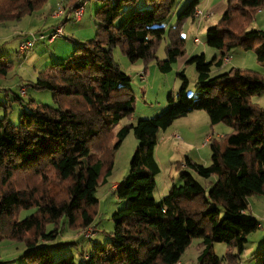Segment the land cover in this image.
I'll list each match as a JSON object with an SVG mask.
<instances>
[{"label": "trees", "instance_id": "obj_1", "mask_svg": "<svg viewBox=\"0 0 264 264\" xmlns=\"http://www.w3.org/2000/svg\"><path fill=\"white\" fill-rule=\"evenodd\" d=\"M44 1L0 0V23L20 19ZM135 2L102 0L94 38L79 44L66 61L38 73L31 86L50 89L54 106L28 99L30 108L20 112L17 124L0 117V237L23 242L28 264H76L70 254L52 261L49 247L40 242L54 240L65 226L93 227L95 234L96 191L111 175L114 152L129 132L138 145L114 191L125 205L111 214L114 228L106 243L95 246L82 264H180L193 238L200 239L195 264H238L248 235L259 228V220L245 211L250 196H264V110L249 101L264 91V77L236 67L215 74L211 69L221 67L234 47L254 49L264 64V29L245 26L264 0H226L225 11L206 29V45L220 55L206 60L200 53L185 61L197 72L195 96L186 92L181 70L176 99L169 95L159 114L121 126L111 144L109 133L131 117L135 101L130 77L114 60L112 48L119 46L131 63L142 62L144 75L151 59L160 72H169L185 55L182 28L195 18L199 3L190 0L168 28L174 0H144L141 7ZM161 40L162 60L155 55ZM9 69L0 61V75ZM196 110L205 111L211 124L230 128L221 139L210 138L209 165L188 157L183 161L193 174L215 179L206 189L182 168L181 182L156 200L159 133ZM28 209L32 212L18 217ZM216 242L227 245L222 257L213 251ZM256 255L264 264V240Z\"/></svg>", "mask_w": 264, "mask_h": 264}, {"label": "rangeland", "instance_id": "obj_2", "mask_svg": "<svg viewBox=\"0 0 264 264\" xmlns=\"http://www.w3.org/2000/svg\"><path fill=\"white\" fill-rule=\"evenodd\" d=\"M82 1H85V4L80 21H75L72 18L65 21L64 17L55 19L50 15L51 11L59 3L65 5L67 10H70L77 5V2ZM143 1L144 0H136L135 6H143ZM189 1L190 0H174L172 11L168 18V28L170 25L176 23L177 14ZM206 4V0H204L202 5ZM101 5L102 0H45L40 8L23 15L20 19H10L0 23H6L4 26H0V61L10 64V69L6 74L0 75V101L2 102V104H0V117L6 116L13 124H17L20 112L23 109L30 108V105L27 104L28 99L33 100L36 104L55 105L50 89H37L31 86V84L35 81L39 72L48 69L52 63L66 61L74 54L79 44L94 38L96 27L99 22L95 16V12ZM218 19L217 15H213V18L209 22L214 20L217 22ZM119 21L120 18L117 20L116 24H118ZM60 23H62L63 31L61 36L56 37L51 42L47 40H38L29 51L25 53L19 52L18 46L21 42V37L23 39L26 34L30 36L31 33L37 32L47 33L52 30L55 25ZM196 24L197 22L192 21L191 18L184 23L183 30L186 31L188 26L190 29L186 36L187 42L186 46L184 45L185 50H187L188 54H191V56L192 54L195 55L203 52L206 60H211L217 53V49L206 45L207 36L206 30H204L203 27L198 29L199 32H195ZM245 26L247 29H264V3L260 10L257 11L256 9L252 20ZM42 29L49 30L42 31ZM20 33H23L24 36ZM195 35L199 38L197 43H194L192 40ZM78 52L79 51L76 53ZM228 53L231 56V60L233 58L237 61L239 60V65L235 66L236 68L253 71L264 77V64L256 59L254 49L234 47L230 49ZM112 55L120 69L130 77L129 86L131 93L135 97L134 111L131 117L136 121L140 118H148L162 112L168 106L169 95L176 99L182 82L177 74L181 70H183V74L187 79L186 92L194 96L196 94L198 81L197 72L193 64H185L184 69L178 68L177 64H173L169 72L162 73L156 66V59H151L147 63V71L142 78V62V67L136 66L135 64L137 62L131 63L119 46L112 48ZM155 55L156 58L160 60L165 58L164 40L160 41ZM231 60L228 56V61L231 62ZM231 66L233 65L228 64L224 69L227 68L228 70ZM214 67L215 66H212V69H214ZM21 87L25 88L26 95L25 92L24 94L20 93ZM249 101L264 110V91L251 95ZM128 119L127 117L123 118L122 124H126ZM179 119L181 118L175 119L176 121L172 122L173 124L171 123L165 129V137L167 139H164V142L160 143L162 141L161 139L159 141L160 145L158 144L157 162L160 167V172L154 177V192L156 197H159L158 192L162 184L164 185L166 182L168 186L177 184L180 179L179 173L182 171L179 163L184 161V156H191L202 165H209L211 162L210 143H208L210 137L208 136L203 139L208 135L205 134L203 137V131L205 128H208L209 134L215 135V132L219 131V129H213L214 132L210 131L212 126H209L208 121L207 127L204 125L202 120L207 119V114L203 110L194 112L186 118L188 121L192 122V124H195V129L191 127V125H188L187 122H178L180 121ZM220 126H224V124H220ZM160 132L162 133V131ZM185 135L186 138L184 137ZM108 136L109 138L112 137L111 144H113L116 141L114 130H112ZM201 139L204 140V144L207 143L206 146H201ZM215 139L217 138L215 137ZM163 144L164 146H162ZM137 145L138 140L132 132H129L122 140L119 148L114 152L112 172L111 175L107 177L109 182L105 188L99 185L96 191L98 209L94 217V224L97 226V231L93 238L89 240L79 236V234L84 235L85 228L79 230L69 229L68 227L65 228L69 230L65 235H73L75 237L74 239H76L77 236H75V234H78V241L74 245L65 243L55 248L49 246L52 261L70 254L73 256V261L76 264H82L79 259L85 246L88 250H91L97 245L106 243L108 240L107 234L114 228V223L110 216L116 209L122 206L121 201L110 189L111 183L117 182L118 180L121 181L126 176L130 160ZM165 147L168 148V151H166ZM191 173L193 174L192 171ZM193 175L206 187V189H208V179L210 178L206 179L196 174ZM49 179L52 180L53 177L49 176ZM256 197H258V195ZM250 201L252 202L248 205V211L250 212L252 208L259 218L262 217L264 208L262 209L255 198H252ZM31 212L32 210L29 209L21 210L18 213V217L22 218ZM256 231H259V229ZM60 239L61 238H56L52 241L59 243L61 241ZM199 240L198 238L192 239L188 248L181 255L180 264L196 263L199 253L196 244ZM255 246L256 242H252L250 238L245 245V257L243 258L245 264H249L251 258L259 260L256 255L258 248ZM226 247L227 245L225 243L216 242L214 243L213 251L216 255L222 257L226 252ZM24 250H26V248L23 242L8 237H0V264H28L27 259L24 257Z\"/></svg>", "mask_w": 264, "mask_h": 264}, {"label": "crops", "instance_id": "obj_3", "mask_svg": "<svg viewBox=\"0 0 264 264\" xmlns=\"http://www.w3.org/2000/svg\"><path fill=\"white\" fill-rule=\"evenodd\" d=\"M199 1V3H198V5H197V8H199V9H201V10H203L205 13H206V16H204L203 18H200V19H196V18H194V19H192V21H196L197 22V24H196V30H195V32L196 31H198L199 32V28H202L203 27V29L204 30H206L209 26H211V25H213L214 23H215V20L214 21H212V22H209L212 18H213V15H217V17L219 18L220 17V15L225 11V9H226V0H206V5H202L203 4V2H204V0H198ZM200 5H202V6H200ZM260 8L261 7H259L258 9H257V11L258 10H260ZM81 20V18L78 20V21H80ZM65 21H66V19H65ZM6 23H4V24H0V26H4ZM188 26V25H187ZM184 27V26H183ZM185 29V28H184ZM49 30V29H48ZM48 30H43L42 29V31H48ZM190 29H189V26L187 27V29H186V31H184L183 30V28H182V34H183V36H184V38H185V46H186V36H187V34H188V31H189ZM20 34H23V33H20ZM20 36V35H19ZM23 36H24V34H23ZM22 40V37L20 38V41ZM192 40H193V42L194 43H197L198 42V40H199V38L195 35L193 38H192ZM81 43V42H80ZM238 52H240V51H238ZM203 53V52H202ZM239 55H241L240 53H238ZM193 55V54H192ZM205 55V54H204ZM220 55V52L217 50V53L214 55V57H218ZM191 56V54H188V52H187V50H185V55L176 63L177 64V66H178V68H181V69H184V65L186 64L185 63V61H186V59L187 58H189ZM228 56L230 57V60H231V56L229 55V53L227 54V55H225L224 57L225 58H228ZM223 57V58H224ZM224 58V59H225ZM238 62H239V60L237 61V60H235L234 58L231 60V62L230 61H226L225 63H224V61H223V63H222V65H221V67H218V68H216V67H214V69H211V74L213 73V74H215V73H220V72H224V71H226L227 70V68H225L224 69V67L225 66H227L228 64H230V65H233V66H231V67H235V66H238L239 64H238ZM136 66H141L142 67V65H141V62H137L136 64H135ZM27 89V88H26ZM25 95H26V92H25ZM1 102V101H0ZM2 103V102H1ZM200 110H196V111H193V112H190V113H188L186 116H184V117H180L181 119H179L180 121H178V122H187L188 123V125H191V127H195V124H192V122H190V121H188V119H186L187 118V116H189L190 114H192V113H194V112H199ZM177 120V119H176ZM176 120H174V121H176ZM182 120V121H181ZM136 120H134L132 117H130L129 119H128V122L127 123H134ZM173 121V122H174ZM203 122H204V125L207 127V121H208V123H209V126L211 125L212 127L210 128V131H212V132H214V130L213 129H215V130H217V129H219V131H216L215 133V135L214 134H209V132H208V128H205V130L203 131V137H204V135L205 134H208V135H206L203 139H205L206 137H210V138H217L216 140H218V139H221V137L223 136V135H225V134H227L228 132H230V128L228 127V126H220V124L221 123H217V124H211L210 123V121H209V117L207 116V119H204V120H202ZM123 122H122V120L121 121H119L116 125H114L113 126V129L112 130H114V133L116 134V132L118 131V129L121 127V126H123V124H122ZM126 123V124H127ZM173 124V123H172ZM195 129V128H194ZM161 133V132H160ZM159 133V137H158V144H159V141L162 139V141L160 142V143H162V142H164V139H167L166 137H165V134H166V130H163L162 131V133L160 134ZM176 135V134H175ZM174 135V136H175ZM214 135V136H213ZM176 136H178V135H176ZM185 138H186V135L184 136ZM184 138V139H185ZM196 139H198V138H196ZM203 139H201V141H200V144H201V146H206V144H204V140ZM191 141V140H190ZM209 143V142H208ZM158 144H157V146H156V149H155V157H156V159H157V151H158ZM160 145V144H159ZM162 146H164V144L162 145ZM165 149H166V151H168V148L167 147H165ZM184 157H188L192 162H195V163H198L196 160H194L191 156H184ZM158 160V159H157ZM199 164V163H198ZM187 170H190L189 168H187ZM191 171V170H190ZM215 179V177H211L210 179H208V182H209V184H210V182H212L213 180ZM123 180V179H122ZM121 180V181H122ZM121 181H117V182H112L111 183V187H110V189H111V191L114 193V191H115V189H116V187L120 184V182ZM109 182V180L106 178V180H105V182L104 183H102L101 185L105 188L106 187V185H107V183ZM181 181H180V179L178 180V182L177 183H180ZM170 188V186H168V183L166 182V183H164V185L162 184V186H161V188H160V191L158 192L159 194V197H156L155 196V192H154V190H153V195H154V198L156 199V200H159V199H161L164 195H165V193H167L168 192V189ZM154 189H155V187H154ZM252 198H255V200H257V202H258V204H260V206L262 207V209L264 208V196L263 195H258V197H256V196H250L249 198H248V202L250 203V202H252V201H250ZM121 201V200H120ZM121 204H122V206H124L125 205V201H121ZM121 206V207H122ZM245 214H247V215H251V216H253V217H257L256 219H258L259 220V231H255V232H253V233H250L249 235H248V241H249V239L251 238V240H252V242H256V246H257V248L258 247H260L261 245H262V243H263V240H264V214L262 215V217H258L256 214H255V212H254V209H252L251 208V211L249 212L248 210H246L245 211ZM260 221H262V222H260ZM95 226H96V224H95ZM96 231H97V226H96ZM69 232V230H67V229H65V227L64 228H62L61 229V231H60V233L58 234V236L56 237V238H61L60 240V242L59 243H55V242H50V241H45V240H42L41 242H40V244L41 245H47L48 247L49 246H51L52 248H55V247H57V246H59V245H63V244H69V245H74L77 241H78V237L79 236H82L83 237V235L81 234H79V236H78V234H75V236H77V238L76 239H74L75 237L73 236V235H65L66 233H68ZM55 238V239H56ZM84 238V237H83ZM247 241V242H248ZM200 242V240L197 242V244H196V246L198 245V243ZM255 246V247H256ZM198 247V246H197ZM254 247V248H255ZM253 248V249H254ZM94 248H92L91 250H88L87 249V247L85 246L84 247V250L81 252V254H80V262L81 263H85L84 261H82V255H89L90 253H91V251L93 250ZM199 251V250H198ZM24 252H25V250H24ZM245 257V250L242 252V254H241V256H240V259H239V263L238 264H245L244 263V261H243V258ZM253 260V261H252ZM258 263V260L257 259H250V261H249V264H257Z\"/></svg>", "mask_w": 264, "mask_h": 264}, {"label": "built area", "instance_id": "obj_4", "mask_svg": "<svg viewBox=\"0 0 264 264\" xmlns=\"http://www.w3.org/2000/svg\"><path fill=\"white\" fill-rule=\"evenodd\" d=\"M77 5L74 6L73 8H71L70 10H67L66 6L63 4H57L56 7L51 11V17L58 19L61 17H64V20H68L70 18L74 19L75 21H78L82 15H83V11H84V4L85 1L82 2H77ZM194 17L196 19H200L203 18L204 16H206V13L199 9L196 8L194 10ZM63 34L62 31V23L55 25V27L52 28V30L48 31L47 33L45 32H37V33H31L30 36H27V34L24 36V38L21 40V42L19 43L18 49L20 53H25L27 51H29L33 45L38 41V40H47L48 42H51L52 40H54L56 37H59ZM225 58V57H224ZM222 59V63L224 61V63L228 60V58ZM141 77H144V73H141ZM25 92V88L21 87L20 88V93L24 94ZM186 165L184 162L181 163V168H185ZM94 234V228L93 227H87L84 230V236L87 238H91ZM89 255H83L82 259L86 260L88 259ZM179 264V263H177Z\"/></svg>", "mask_w": 264, "mask_h": 264}]
</instances>
